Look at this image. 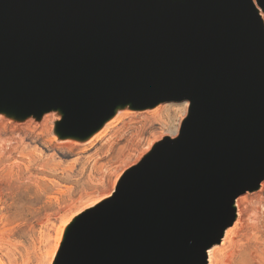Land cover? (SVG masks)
Segmentation results:
<instances>
[{"label": "water", "instance_id": "95a60500", "mask_svg": "<svg viewBox=\"0 0 264 264\" xmlns=\"http://www.w3.org/2000/svg\"><path fill=\"white\" fill-rule=\"evenodd\" d=\"M12 87L71 106L56 112L63 139L126 96L191 102L179 137L84 217L60 264L202 261L232 203L264 180V34L250 0H0V90Z\"/></svg>", "mask_w": 264, "mask_h": 264}, {"label": "rangeland", "instance_id": "374dc122", "mask_svg": "<svg viewBox=\"0 0 264 264\" xmlns=\"http://www.w3.org/2000/svg\"><path fill=\"white\" fill-rule=\"evenodd\" d=\"M162 106L163 110L159 112L158 119L152 115L135 113L136 115L123 118L120 123L108 130L101 142H95L92 146H89L86 140H80L78 146H72L60 137L62 128L65 129L64 111L53 114L49 122L51 129H48L47 133L41 131V120L44 115L54 110L45 112L39 117L29 116L25 120H19L17 121L19 125H14L18 128L9 129L0 126V147L7 145L11 139H19L25 146V152H29L32 157L34 154L37 156L36 159L34 158L36 161L51 156L50 163L53 161L51 165H58L64 170L62 175L58 172L48 175L53 183L48 185L44 192H34L31 188L32 193L23 194L15 202L7 199L5 195L4 204H0V214L15 213L18 215L15 226L20 227L17 228V235H0V260L4 264H60L64 244L59 248L60 235L56 241L55 234L63 217L70 215L74 217L89 205L113 195L118 186V184L116 188L114 186L115 176L120 175L123 170L127 169L128 172L135 167L137 164L134 165V162L138 161L150 141L151 147L156 140L169 138V130L179 123L181 128L188 117L187 114L185 118L183 107L178 103H164ZM28 119L31 128L25 129L22 125L28 123ZM62 142L64 144H61ZM2 156L5 154L0 148V158ZM122 160L128 162V166L124 169L120 167ZM6 164V162L0 164V185L5 181V172L2 169ZM257 194L259 192L251 194L252 196L245 193L239 198L246 197L249 208L260 207L264 203V196L256 199ZM54 246L53 256L49 260Z\"/></svg>", "mask_w": 264, "mask_h": 264}, {"label": "bare ground", "instance_id": "6f19581e", "mask_svg": "<svg viewBox=\"0 0 264 264\" xmlns=\"http://www.w3.org/2000/svg\"><path fill=\"white\" fill-rule=\"evenodd\" d=\"M157 1L160 2L162 0ZM169 1L172 4H183L185 2V0ZM250 1L254 6V13L259 21L261 30L264 34V10L257 5L256 0ZM163 104L164 102L161 101H154L141 104L137 102L134 98L126 96L123 100L116 103L108 114L103 115L96 122L84 128L74 127L73 131L68 134L66 138H64V140L67 141L65 143H70V145L72 146H78L80 143L78 145L77 143L81 140V138H83L88 141L89 146H92L93 143H97L101 139H104L103 137L106 136L108 130L112 129L114 126L120 123L123 118L131 116L135 113H144L145 115H152L158 119L159 112L163 110ZM178 104L183 107V115L185 116V118L187 117V114L189 117L191 102L182 101ZM130 106L133 107L132 110H129ZM60 109H65L68 112L72 111L71 106L68 104H52L50 102L49 95H43L42 93L35 97L21 95L19 87H12L0 90L1 128H4V126L9 129L11 127L18 128L16 127L17 125H19L17 121L25 120L29 116L39 117L45 112L54 110L53 112L44 115L41 120V131L47 133L48 129H51L49 127L50 119L52 118L53 114ZM187 118L184 120V122L187 120ZM74 121L75 116L74 114H72L70 117V124L72 127ZM51 125L53 126V124ZM22 127H25V129L31 128L30 120L28 123L22 125ZM180 130L181 128L179 123L177 126H174L172 129L169 130L170 137L165 139L168 141H175L179 137ZM158 139L160 138L158 137ZM161 140L162 139L158 141L156 140L155 143L153 142L154 144H151V147L150 143L152 142L150 141L147 147L145 148V151L143 152L144 154L142 153L141 156L137 159L138 161L136 160L137 162H134V165H137L133 168H136L141 165L145 161V159L158 147L159 143L163 141ZM61 144L64 143L62 142ZM5 145L6 144H4V146ZM4 146L0 147L1 149H3L5 154V156H2V158H0V164L4 162H6L7 164L2 169V171L5 172V181L1 182L0 185V204L3 203L5 195L7 199L9 198V200L15 202L16 200H19L23 194L30 193L31 188H33L34 192H44L47 186L53 183V180L48 177L49 174L58 172L60 175H62L64 173V170L60 168V166L51 165V163L53 162L52 161L50 163L51 156H49V158L42 159L41 161H39L40 159H37L39 162L36 161L35 157L37 156L34 154V157H32L29 152H25V146L19 139H11L8 141V144L5 148ZM41 157L43 156L41 155ZM127 166V161L122 160L120 162V167H122L123 169ZM132 169H130L129 171H131ZM126 171L127 169L123 170L120 175H118V173V176H115V188L117 184L119 186L121 181L124 179L125 175L128 173ZM256 192H259L257 196L255 195L256 199H261V196H264V180L253 191L246 193H248V195H254L256 194ZM37 195L39 196V193H37ZM110 197L89 205L74 217H71V215L66 218L63 217L59 226L56 228L55 234L56 241L60 235L59 248H61L64 244L65 249L67 241L79 227L84 217H86V215L92 210L103 205V203H105ZM249 206L250 205H248V199L246 197L236 199L231 205L232 219L230 221V225L226 229H224L220 241L213 244L204 252V259L202 261L195 260L190 264H264V203L260 207L249 208ZM16 216L18 215H15V213L10 214V212L0 214V235H17V228L20 226H18L17 228L15 226L17 222ZM63 226L64 228L62 229ZM54 248L55 246L50 252L49 260H51L53 256ZM0 264L4 263L0 260Z\"/></svg>", "mask_w": 264, "mask_h": 264}, {"label": "trees", "instance_id": "16d2710c", "mask_svg": "<svg viewBox=\"0 0 264 264\" xmlns=\"http://www.w3.org/2000/svg\"><path fill=\"white\" fill-rule=\"evenodd\" d=\"M111 198V197H110Z\"/></svg>", "mask_w": 264, "mask_h": 264}]
</instances>
